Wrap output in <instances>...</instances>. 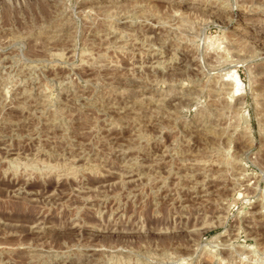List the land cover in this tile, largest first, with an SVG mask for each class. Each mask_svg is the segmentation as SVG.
<instances>
[{
	"label": "rangeland",
	"instance_id": "rangeland-1",
	"mask_svg": "<svg viewBox=\"0 0 264 264\" xmlns=\"http://www.w3.org/2000/svg\"><path fill=\"white\" fill-rule=\"evenodd\" d=\"M0 264H264V0H0Z\"/></svg>",
	"mask_w": 264,
	"mask_h": 264
},
{
	"label": "bare ground",
	"instance_id": "bare-ground-1",
	"mask_svg": "<svg viewBox=\"0 0 264 264\" xmlns=\"http://www.w3.org/2000/svg\"><path fill=\"white\" fill-rule=\"evenodd\" d=\"M230 81H232L234 83L236 90H242L243 89L244 83H243L241 77L237 73L232 75V78H230Z\"/></svg>",
	"mask_w": 264,
	"mask_h": 264
}]
</instances>
